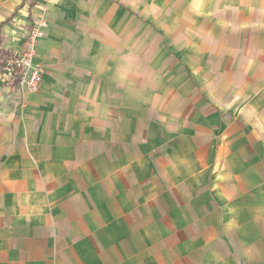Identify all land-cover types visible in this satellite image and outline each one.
Wrapping results in <instances>:
<instances>
[{"label":"crops","instance_id":"0c3cea01","mask_svg":"<svg viewBox=\"0 0 264 264\" xmlns=\"http://www.w3.org/2000/svg\"><path fill=\"white\" fill-rule=\"evenodd\" d=\"M0 0L39 14L37 92L0 72V264H264V0Z\"/></svg>","mask_w":264,"mask_h":264},{"label":"built area","instance_id":"2783aa9c","mask_svg":"<svg viewBox=\"0 0 264 264\" xmlns=\"http://www.w3.org/2000/svg\"><path fill=\"white\" fill-rule=\"evenodd\" d=\"M48 26L47 15L43 13L37 15L24 48L8 60L1 71V78L9 81L13 72L17 71L20 75V86L27 87L32 92L40 90L46 70L44 64L37 59L38 43L46 36Z\"/></svg>","mask_w":264,"mask_h":264},{"label":"trees","instance_id":"16d2710c","mask_svg":"<svg viewBox=\"0 0 264 264\" xmlns=\"http://www.w3.org/2000/svg\"><path fill=\"white\" fill-rule=\"evenodd\" d=\"M30 7L37 6L38 2L36 0L29 1ZM15 52L11 49L0 48V72L5 67L9 59L14 56ZM20 83V75L17 71L13 72L11 79L8 81V84L11 88L16 89Z\"/></svg>","mask_w":264,"mask_h":264},{"label":"rangeland","instance_id":"374dc122","mask_svg":"<svg viewBox=\"0 0 264 264\" xmlns=\"http://www.w3.org/2000/svg\"><path fill=\"white\" fill-rule=\"evenodd\" d=\"M137 11L139 16L147 18L146 10L148 0H118Z\"/></svg>","mask_w":264,"mask_h":264}]
</instances>
